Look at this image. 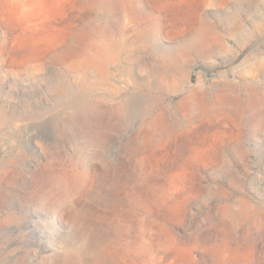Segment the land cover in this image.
Here are the masks:
<instances>
[{"label": "rangeland", "instance_id": "rangeland-1", "mask_svg": "<svg viewBox=\"0 0 264 264\" xmlns=\"http://www.w3.org/2000/svg\"><path fill=\"white\" fill-rule=\"evenodd\" d=\"M0 264H264V0H0Z\"/></svg>", "mask_w": 264, "mask_h": 264}]
</instances>
